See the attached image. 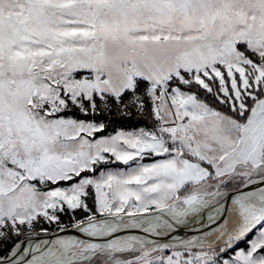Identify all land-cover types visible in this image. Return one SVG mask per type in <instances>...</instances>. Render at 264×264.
<instances>
[{
  "label": "snow or ice",
  "instance_id": "obj_1",
  "mask_svg": "<svg viewBox=\"0 0 264 264\" xmlns=\"http://www.w3.org/2000/svg\"><path fill=\"white\" fill-rule=\"evenodd\" d=\"M113 109L151 127L103 135ZM230 186L231 231L175 238ZM0 243V264H264V0H0Z\"/></svg>",
  "mask_w": 264,
  "mask_h": 264
},
{
  "label": "water",
  "instance_id": "obj_2",
  "mask_svg": "<svg viewBox=\"0 0 264 264\" xmlns=\"http://www.w3.org/2000/svg\"><path fill=\"white\" fill-rule=\"evenodd\" d=\"M236 190L227 191L225 190V197L222 199L221 204L223 206V211H217L213 214L214 219L210 220L207 214H203L199 219L192 224L190 227L185 226L177 229L174 233V236L177 240L188 239L197 237L205 232H208L214 228H217L221 225H234L236 218L232 213V203H231V194ZM133 234L138 236H143L144 234L139 231H133L132 233H122L121 235ZM60 235L64 236L67 239L80 238V234L76 233L72 226L68 227V231L61 233ZM40 237H37L38 241Z\"/></svg>",
  "mask_w": 264,
  "mask_h": 264
},
{
  "label": "trees",
  "instance_id": "obj_3",
  "mask_svg": "<svg viewBox=\"0 0 264 264\" xmlns=\"http://www.w3.org/2000/svg\"><path fill=\"white\" fill-rule=\"evenodd\" d=\"M76 116H80L78 111L75 112ZM88 119H95L96 121H102L105 124V132L114 130L116 128H139V127H151L152 121L146 116L139 115L135 111L132 112L131 115H121L118 111L113 109L108 112H101L99 115L95 117H88ZM225 190H235L234 187H228ZM89 203L92 204V200H89ZM82 212H77V218L83 217ZM61 222L67 227L72 226V214L62 215ZM43 227H48L47 224L43 225ZM9 246H11V242H9ZM4 244L0 243V248H3ZM240 247H245L243 243H241Z\"/></svg>",
  "mask_w": 264,
  "mask_h": 264
},
{
  "label": "rangeland",
  "instance_id": "obj_4",
  "mask_svg": "<svg viewBox=\"0 0 264 264\" xmlns=\"http://www.w3.org/2000/svg\"><path fill=\"white\" fill-rule=\"evenodd\" d=\"M99 122V121H98ZM141 128V127H139ZM133 129H138V128H116L114 130H111V131H107V132H104L103 135H110V134H113L115 133L116 131L118 130H133ZM109 167H113V168H125L126 166L125 165H122V164H113V165H110ZM229 191V190H227ZM71 214V213H70ZM234 225H221V226H218L217 228H214L210 231H208L207 233H209L208 236H202V237H199V239H202L206 244H212L213 242H215L216 240V236L217 234L219 233V231L221 229H227L229 231H231V229L233 228ZM193 239H195L193 237ZM93 264H105V258L104 257H97L94 261H93Z\"/></svg>",
  "mask_w": 264,
  "mask_h": 264
},
{
  "label": "bare ground",
  "instance_id": "obj_5",
  "mask_svg": "<svg viewBox=\"0 0 264 264\" xmlns=\"http://www.w3.org/2000/svg\"><path fill=\"white\" fill-rule=\"evenodd\" d=\"M205 233H207V232H205ZM203 236V234H201V235H199V236H197V237H194V238H199V237H202ZM202 240V239H201Z\"/></svg>",
  "mask_w": 264,
  "mask_h": 264
}]
</instances>
